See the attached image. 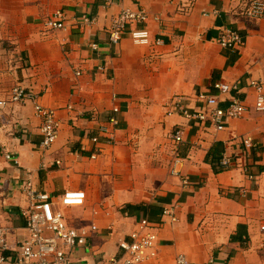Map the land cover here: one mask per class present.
I'll return each instance as SVG.
<instances>
[{"label":"crops","instance_id":"obj_1","mask_svg":"<svg viewBox=\"0 0 264 264\" xmlns=\"http://www.w3.org/2000/svg\"><path fill=\"white\" fill-rule=\"evenodd\" d=\"M252 1L0 0V99L18 84L33 94L9 104L0 118V223L9 257L29 236L22 209L30 179L52 196L70 227L97 225L91 250L75 256L78 264L120 254V241L130 240L143 218L161 223L168 207H175L177 221L159 226L157 257L139 264H175L178 255L189 264H264V110L255 108L250 86L264 84V15L247 16ZM124 8L145 9L152 39L163 44H137L129 36L114 44L109 29ZM59 10L67 28L48 29L46 19ZM229 28L245 36L238 50L218 42ZM219 82L235 89L220 93ZM200 93L217 94L223 107L238 97L249 112L217 131L175 105L181 100L184 108L199 109ZM113 95L120 107L115 142L95 144L91 137L103 127L113 130ZM37 102L62 122L47 151L40 146ZM178 129L183 141L175 144ZM246 137L260 147L248 160L253 178L241 167ZM96 149L100 155L92 158ZM221 153L238 161L217 172ZM66 190L85 191V204L63 206Z\"/></svg>","mask_w":264,"mask_h":264},{"label":"built area","instance_id":"obj_2","mask_svg":"<svg viewBox=\"0 0 264 264\" xmlns=\"http://www.w3.org/2000/svg\"><path fill=\"white\" fill-rule=\"evenodd\" d=\"M263 15L264 0H253L247 11V16L249 18H260ZM148 17L149 15L145 9L124 8L118 16L114 17L110 26L111 41L118 44L124 37L129 36L137 44H163L161 38L152 39L150 31L145 25ZM85 20L87 23L94 22V19L86 18ZM45 25L50 30L66 29L64 12L59 10L53 13L46 19ZM218 42L224 49L235 51L244 46L245 36L240 31L229 28L223 31ZM91 47L93 49L99 48L98 43H91ZM104 69V67H100V70L103 71ZM76 74L80 76L82 71L79 70ZM250 86L257 91L255 108L259 111L264 110L263 82L251 80ZM215 88L220 93H227L235 89V86L219 82L215 84ZM32 98L33 94L28 87L21 84L15 85L11 89L8 99H0V118L3 109L9 104L26 103ZM198 98L202 106L196 110L184 108L180 104L181 100H177L175 105L184 116L206 126L210 125L217 131L226 129L230 119L241 118L249 112L248 106L238 97H234L228 107L221 105L217 94L200 93ZM112 101L113 115L108 122L112 124L113 130L103 127L100 134L91 137L95 144H112L115 142L114 128L119 123L117 114L120 113L119 97L113 95ZM67 109L73 110L74 106L70 104ZM35 110L42 119L40 127L42 141L40 146L41 149L47 151L58 140L62 122L57 116V111L53 108L44 107L37 102ZM171 137L175 144L183 141V133L180 129L173 132ZM242 143L246 151L243 152L245 162L241 167L250 178H253L251 163L249 164L248 160L251 158L252 151L258 152L260 147L250 137L244 138ZM100 152V149H96L91 157L97 158ZM6 158L16 161L11 154H7ZM180 160L176 154V164ZM236 161H238L237 157L224 154L221 164L225 170H229ZM57 164H61V161H57ZM172 172L176 175L180 174L176 166ZM23 190L27 197V205L22 209V215L26 220L29 236L20 242L16 254L9 257L6 254L9 250L7 229L0 223V264H78L75 256L80 249L91 250L92 233L97 232V225L93 224L90 230L72 228L69 226L64 213L56 208L52 196L48 192L39 190L30 179L24 183ZM85 201L86 193L82 190H66L61 196L63 206H83ZM175 211V207L166 208L161 223H154L147 218H143L139 223V227L130 234V240L120 241V254L109 259L104 258L99 264H139L146 260L155 259L158 255L159 226L167 223V221L176 222L177 215ZM175 264L189 263L184 255H178Z\"/></svg>","mask_w":264,"mask_h":264},{"label":"trees","instance_id":"obj_3","mask_svg":"<svg viewBox=\"0 0 264 264\" xmlns=\"http://www.w3.org/2000/svg\"><path fill=\"white\" fill-rule=\"evenodd\" d=\"M222 157H223V153H221L220 155H216L215 156L216 160H214V164H215V169H216L217 172L225 170L224 167L221 164Z\"/></svg>","mask_w":264,"mask_h":264}]
</instances>
